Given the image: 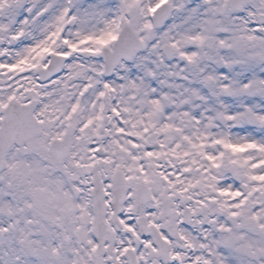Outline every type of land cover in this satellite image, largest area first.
<instances>
[{
    "label": "snow or ice",
    "instance_id": "6c2138e0",
    "mask_svg": "<svg viewBox=\"0 0 264 264\" xmlns=\"http://www.w3.org/2000/svg\"><path fill=\"white\" fill-rule=\"evenodd\" d=\"M0 264H264V0H0Z\"/></svg>",
    "mask_w": 264,
    "mask_h": 264
}]
</instances>
